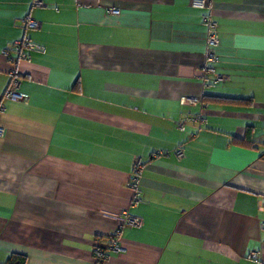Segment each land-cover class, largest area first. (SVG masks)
<instances>
[{
  "label": "crops",
  "instance_id": "obj_1",
  "mask_svg": "<svg viewBox=\"0 0 264 264\" xmlns=\"http://www.w3.org/2000/svg\"><path fill=\"white\" fill-rule=\"evenodd\" d=\"M34 1L0 0V264H97L119 228L101 264H264V0Z\"/></svg>",
  "mask_w": 264,
  "mask_h": 264
},
{
  "label": "built area",
  "instance_id": "obj_2",
  "mask_svg": "<svg viewBox=\"0 0 264 264\" xmlns=\"http://www.w3.org/2000/svg\"><path fill=\"white\" fill-rule=\"evenodd\" d=\"M205 4H206L205 0H194L195 6L203 8V7H205ZM34 5L39 7L41 5V2L35 0ZM112 13H117V12L112 11ZM205 22L207 23L208 28H209V34L206 38L207 59L210 62H215L217 59V56H216L213 48H215L218 44V38H217L216 33H215L216 28H217V24L214 20H212L211 18H208V17L205 18ZM23 23H24L25 27L30 28V29H37L40 27V24L37 21H34L33 19H30V18L23 20ZM25 45H27L26 42L16 41L9 47V50H5L2 53L5 56H9L10 54H18V53H20L21 49ZM18 77H19V74L16 71H13L11 73V81H10V84L8 87L6 97L12 101H16V100L24 98L23 95L18 93V87H19ZM219 80H222V78L220 76L216 75L215 81H219ZM182 101H183V103L189 104L191 106H196L197 104L200 103V101L196 98H185ZM0 110H3V108H0ZM4 132H5L4 128L0 126V137H2L4 135ZM176 155L178 158H182L183 157V150L177 149ZM141 169H142L141 162L139 160H135L134 165H133V173L135 176H133V177H136L139 174ZM132 186H134V184ZM259 208H260V210H264V204L262 202L260 203ZM122 216H123V225L129 226V227H141L142 226V220L141 219L128 215L126 211L122 212ZM261 229L264 230V224L261 225ZM119 233H120V228L115 230L113 232V234L110 235L112 243H111V245H108V247H105L106 249H108V250L111 249L112 251L120 252V248L116 242V237L118 236ZM101 252L102 251H99V254H96V257L98 260L97 264H101L103 262V259H105V256H103V253H101ZM258 256L259 255L257 252H252L250 255V258L254 262H258V260H259Z\"/></svg>",
  "mask_w": 264,
  "mask_h": 264
},
{
  "label": "trees",
  "instance_id": "obj_3",
  "mask_svg": "<svg viewBox=\"0 0 264 264\" xmlns=\"http://www.w3.org/2000/svg\"><path fill=\"white\" fill-rule=\"evenodd\" d=\"M217 36V35H216ZM218 38V37H217ZM12 45V44H11ZM22 50V49H21ZM207 50V48H206ZM214 50V48H213ZM21 52V51H20ZM215 52V51H214ZM216 54V53H215ZM11 58L13 56V54H10L9 55ZM217 56V55H216ZM7 57V56H6ZM19 57H22L21 55ZM17 72V71H16ZM20 81V78L18 79ZM11 81V80H10ZM20 93V92H18ZM22 94V93H21ZM23 95V94H22ZM25 97V95H24ZM9 99V98H7ZM10 100V99H9ZM202 102H208V103H215V104H220V105H225V106H233V105H247L249 104V100H244V99H235V98H230V97H222V96H203L201 99ZM12 101V100H11ZM0 108H3L2 106H0ZM4 110V108H3ZM5 133V132H4ZM4 136V135H3ZM2 136V137H3ZM233 142H235L236 144H241L242 146L244 147H251L252 146V142L246 140V139H242V140H239V139H234ZM99 239V238H97ZM108 239L105 240V238H100L99 241H106V245H111L112 243V240H111V237L108 236ZM97 246V245H95ZM99 251H102L101 253H103V256H105V259H103V262L107 259L108 257V249H106L105 247H102V246H97L95 247V252L96 254H99ZM101 260V259H100ZM102 261V260H101ZM102 262V263H103ZM259 262V260H258ZM258 262H255V263H258ZM7 264H24V258L22 256H12Z\"/></svg>",
  "mask_w": 264,
  "mask_h": 264
},
{
  "label": "bare ground",
  "instance_id": "obj_4",
  "mask_svg": "<svg viewBox=\"0 0 264 264\" xmlns=\"http://www.w3.org/2000/svg\"><path fill=\"white\" fill-rule=\"evenodd\" d=\"M112 11L117 12V13H112ZM108 12H109L110 14H113V15H118V14H119V10H118V9H114V8H108ZM183 155H184V154H183Z\"/></svg>",
  "mask_w": 264,
  "mask_h": 264
}]
</instances>
